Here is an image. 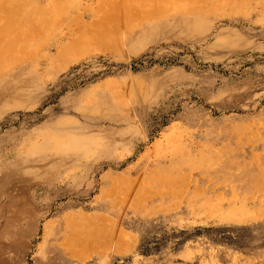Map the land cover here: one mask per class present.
Returning <instances> with one entry per match:
<instances>
[{"label":"rangeland","instance_id":"374dc122","mask_svg":"<svg viewBox=\"0 0 264 264\" xmlns=\"http://www.w3.org/2000/svg\"><path fill=\"white\" fill-rule=\"evenodd\" d=\"M173 3L0 0V264H264V0Z\"/></svg>","mask_w":264,"mask_h":264},{"label":"bare ground","instance_id":"6f19581e","mask_svg":"<svg viewBox=\"0 0 264 264\" xmlns=\"http://www.w3.org/2000/svg\"><path fill=\"white\" fill-rule=\"evenodd\" d=\"M140 1L144 2L145 0H140ZM163 1H171V2H174V3H175L176 0H163ZM174 3H173V4H174ZM243 3H244V0H243ZM246 3H247V2H246ZM166 4H167V2H166ZM212 4H213V3H212ZM241 4H242V3H241ZM262 5H263V3H262ZM262 5H261V6H262ZM242 6H243V5H242ZM260 9H261V7H260ZM201 12H202V11H201ZM168 13H169V12H168ZM171 13H172V12H171ZM171 13H170V14H171ZM263 13H264V12H263ZM142 19H143V18H142ZM143 22H144V21H143ZM132 24H133V23H132ZM138 26H139V25H138ZM107 34H108V33H107ZM103 35H105V34H103ZM80 41H81V40H80ZM104 41H105V40H104ZM107 41H108V40H107ZM75 43H76V42H74L73 45L76 47ZM76 44L78 45V44H80V43H76ZM110 44H111V43H110ZM83 45H84V44H83ZM80 47H81V46L79 45V48H80ZM79 48H78V49H79ZM75 52H76V51H75ZM260 208H261V207H260ZM249 218H250V217H249ZM241 219H242V218H241ZM250 219H251V218H250ZM246 220H247V219H246ZM87 222H88V221H87ZM92 236H93V235H92ZM96 236H97V235H96ZM97 237H98V236H97ZM93 238H94V237H93ZM98 238H99V237H98ZM101 238H102V237H101ZM84 239H85V238H84ZM102 239H103V238H102ZM78 240H80V238H79ZM85 240H86V239H85ZM85 240L82 239L81 241H85ZM88 240H89V239H88ZM96 240H97V239H96ZM104 240H105V239H104ZM104 240H103V241H104ZM86 242H87V241H86ZM87 243H88V242H87ZM94 246H95V245H94ZM94 246H93V247H94ZM92 249H93V248H92ZM79 251H86V248H83V249H81V250H79Z\"/></svg>","mask_w":264,"mask_h":264}]
</instances>
